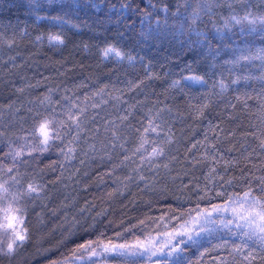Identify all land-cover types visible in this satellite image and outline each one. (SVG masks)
Here are the masks:
<instances>
[{
  "label": "trees",
  "instance_id": "trees-1",
  "mask_svg": "<svg viewBox=\"0 0 264 264\" xmlns=\"http://www.w3.org/2000/svg\"><path fill=\"white\" fill-rule=\"evenodd\" d=\"M249 13L264 0H0V207L19 208L27 237L8 254L0 230V264H264L215 213L171 239L229 196L264 195V26L230 19ZM108 45L139 62L101 58ZM187 75L202 85L173 84ZM44 120L57 138L41 151ZM142 244L171 254L97 252Z\"/></svg>",
  "mask_w": 264,
  "mask_h": 264
},
{
  "label": "snow or ice",
  "instance_id": "snow-or-ice-1",
  "mask_svg": "<svg viewBox=\"0 0 264 264\" xmlns=\"http://www.w3.org/2000/svg\"><path fill=\"white\" fill-rule=\"evenodd\" d=\"M204 9L197 8L193 9L192 17L193 22L199 18L200 12ZM208 11L211 10V7L207 8ZM166 11V9H165ZM232 21L237 24L242 23V21H247L249 25L255 26L257 23L264 26V17H252L251 13L246 15L245 17L239 18L236 16L230 17ZM42 39V37H37V40ZM49 44H56L62 45L64 40L61 38L60 35H49L48 36ZM102 58L108 59L110 57H115L120 60H123L126 57V54L116 48L114 45H108L104 48L101 52ZM129 60L132 59L131 56L127 57ZM186 80L196 81V82H203L202 78L196 75H191L185 77ZM174 85H179L180 81H173ZM152 131H155V128H151ZM145 131H149V129H145ZM32 138L34 140L39 141V150L43 151L48 148L51 141L57 138V134L55 133L54 129L51 126V122L44 120L39 122L31 132ZM264 147V144L261 145ZM154 153L157 150H153ZM11 154V153H9ZM16 156H19L20 153H16ZM15 160V156L13 157ZM9 172L12 169H8ZM231 183V181H228ZM261 191L264 192V178H261ZM3 186L0 185V188ZM38 188L34 187L33 185H29L28 192H37ZM220 193H218L219 195ZM229 205H231V215L233 219H225L224 217L220 218V226L227 227L232 225L233 223L236 224L238 228L244 229V235L248 236L249 238L255 237L262 246H264V196L256 197L252 193V189L249 188L247 191L244 192L243 196H229L228 200L225 202L224 206L220 205H213L211 211L202 210L198 211L195 217H190L193 221V227L189 228L188 221H185L180 228L182 230H177L174 234L171 235L172 240H176L177 236L180 237H187L188 240H193V235H199L200 232L210 231L211 229L208 227L209 225H215L216 220L213 219V213L219 215L221 212H228ZM15 220V218H12ZM0 228H3L5 231H11L12 239H10L7 245V253L11 254L15 251L16 248L20 247L22 242L26 240V234H21L16 231L15 223L13 222H6L4 224H0ZM19 241L20 243H17ZM185 243L183 239L177 241L175 245L172 246V251L179 252L182 251L179 245ZM90 246V245H89ZM81 248L85 247V245H81ZM115 246H113V249ZM171 254V252L169 253Z\"/></svg>",
  "mask_w": 264,
  "mask_h": 264
},
{
  "label": "rangeland",
  "instance_id": "rangeland-1",
  "mask_svg": "<svg viewBox=\"0 0 264 264\" xmlns=\"http://www.w3.org/2000/svg\"><path fill=\"white\" fill-rule=\"evenodd\" d=\"M26 8L28 9L29 6ZM104 21V20H103ZM105 23H108V21H104ZM104 23V24H105ZM58 25H67L66 23H57ZM107 24V25H108ZM111 25V24H110ZM147 40V39H146ZM107 46L105 47H102L100 48V51H99V54L102 58V55H101V52L104 48H106ZM126 54V57L123 59V60H120L118 58H115V57H110L108 58L107 60H113L115 61L116 63H123V64H126V65H129V64H136L138 63L139 61L136 60L135 58L136 57H133L127 53ZM128 56H131L132 59L129 60L127 57ZM188 76H191V75H188ZM188 76H185V77H188ZM185 77L182 78V81L181 83H183L184 85L186 86H191V87H196V86H201L202 83L201 82H196V81H191V80H186L184 79ZM31 185H37L35 184L33 181L30 183ZM29 184V185H30ZM35 187V186H34ZM19 208L15 209V208H10L9 206H6V205H3L2 207H0V224H4L6 222V220L8 222H13L15 223V226H16V231L21 233V234H25V229L23 228L22 226V223H23V217L22 215L20 214L19 212ZM222 216H224V213L221 212L220 213ZM12 218H15V220H13ZM0 230L6 232V234L8 235V238H9V241L10 239H12V233L11 231H5L3 228H0ZM9 243V242H8ZM17 243H20L19 241H17ZM113 246H115V248L113 249ZM133 247V246H132ZM131 251L134 253H138V252H141V251H146V253H150L152 255H164L162 254V252H159V251H155L153 249H150V246H148L147 244H142L138 247H135V248H132V249H128L127 245H109V246H104V247H100L98 249V253L99 254H105V255H112V254H116V255H125V256H129L131 254ZM98 253H94V255L91 257L93 259V257L95 256H98L99 254ZM80 262V261H79ZM81 263V262H80ZM95 264H105V263H102V262H96Z\"/></svg>",
  "mask_w": 264,
  "mask_h": 264
}]
</instances>
